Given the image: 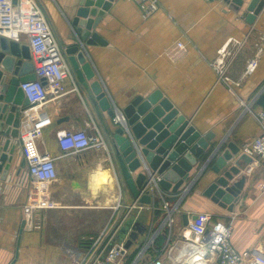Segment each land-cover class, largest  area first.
Returning <instances> with one entry per match:
<instances>
[{"label":"crops","instance_id":"crops-1","mask_svg":"<svg viewBox=\"0 0 264 264\" xmlns=\"http://www.w3.org/2000/svg\"><path fill=\"white\" fill-rule=\"evenodd\" d=\"M37 1L70 71L64 93L49 95L42 105L51 124L36 142L39 153L53 159L57 176L49 183L31 179L21 142L16 145L8 173L0 182V264H76L87 244L103 231L122 223L116 242L126 243L137 222L145 232L118 262L128 264L140 244L162 225L164 202L174 210L175 239L178 232L186 233L183 214L189 222L204 212L230 226L231 244L237 251L264 253V189L260 187L264 160L247 155L251 162L229 182L244 178L229 211V206H220L205 193L217 177L211 171L214 160L204 168V162L198 161L176 193L147 188L151 201L140 203L121 174L114 141L120 125L112 120L137 97L145 99L159 91L201 135H213L209 145L232 143L243 153L260 133L254 114L264 110L255 103L264 88V7L250 25L244 16L250 0L238 13L222 0H154L157 10L146 19L141 18L137 2L114 0L90 31L104 44L86 45L71 25L79 0ZM14 43L29 49L24 35ZM176 43H182L185 51L173 60L169 52ZM76 44L81 45L79 52L93 73L89 80L82 72V80L77 77L70 61L75 55L65 53ZM220 51H224L222 58ZM251 59L257 66L246 73ZM220 61L222 71L217 67ZM93 83L100 85L113 115L98 106L90 89ZM24 128L22 118L20 133ZM74 131L98 135L103 146L63 153L57 135ZM141 171L130 173L131 178ZM163 248L165 243L150 252L144 263L164 259Z\"/></svg>","mask_w":264,"mask_h":264},{"label":"water","instance_id":"water-1","mask_svg":"<svg viewBox=\"0 0 264 264\" xmlns=\"http://www.w3.org/2000/svg\"><path fill=\"white\" fill-rule=\"evenodd\" d=\"M114 0H79L71 25L81 42L86 45L104 44L96 34L90 31L100 22L111 8ZM230 9L238 13L246 0H222ZM264 7L262 0H250L244 8L245 21L252 24ZM80 44L72 45L65 53L70 57L77 77L81 72L89 80L93 73L82 53ZM33 65L27 47H19L14 42L0 36V182L4 181L16 145L20 144V123L22 112L30 107L24 98L20 85L34 80ZM43 81V80H42ZM100 109L113 115L110 104L98 83L90 87ZM255 103L264 109V88L260 89ZM124 122L115 130L114 141L117 147L118 163L121 174L132 195L140 203L149 204L151 196L147 188L163 192L176 193L187 180L188 174L198 161L205 167L211 160V171L217 175L215 181L206 189V195L212 201L231 210L244 178L232 184L229 182L240 174L251 162V158L240 153L232 143L223 142L209 145L213 139L211 133L201 135L190 121L179 115L170 101L155 91L145 99L137 97L119 111ZM125 133L126 137H123ZM23 166V163H22ZM141 168L133 180L130 173ZM201 168V169H202ZM200 169V170H201ZM193 180V179H192ZM142 192H145L143 195ZM195 216L191 217L193 220ZM182 226L188 224V216H181ZM23 223H21V228ZM121 232L124 234L125 229ZM145 228L139 223L132 224L124 249L142 236ZM21 234V231L19 235Z\"/></svg>","mask_w":264,"mask_h":264},{"label":"built area","instance_id":"built-area-1","mask_svg":"<svg viewBox=\"0 0 264 264\" xmlns=\"http://www.w3.org/2000/svg\"><path fill=\"white\" fill-rule=\"evenodd\" d=\"M138 3L141 18L146 19L157 10L154 0H133ZM20 35L29 40L30 57L33 65L34 80L23 83L20 88L30 107L22 112L25 128L20 133L22 156L26 162L28 176L36 182L49 183L57 174L54 161L48 155H41L37 149V140L51 121L42 110L48 96H59L64 93V80L70 71L64 63L63 49L55 37L44 10L37 0H0V36L18 41ZM185 51L182 43H176L169 52L170 59H178ZM219 55L224 56V51ZM255 59L248 61L245 72L255 70ZM217 67L222 71L220 61ZM43 80V81H42ZM260 133L243 150L248 156L264 160V110L254 114ZM115 124L122 125L124 118L115 114ZM57 142L63 153H79L90 148L103 146L102 139L88 135L84 131L58 133ZM264 189V183L260 186ZM164 220L162 225L138 249L135 257L128 264H145L147 250L154 249L155 238L166 228L167 236L162 254L164 259H155L152 264H264V253L258 251H237L231 244L229 225L213 221L208 213H198L188 222L186 233L178 232L172 239L174 225L173 209L167 202L162 205ZM122 223L103 231L91 243L87 244L84 256L76 264H118L125 255L123 242H116ZM172 239V240H171ZM156 251V250H155ZM165 259L168 263H165Z\"/></svg>","mask_w":264,"mask_h":264},{"label":"rangeland","instance_id":"rangeland-1","mask_svg":"<svg viewBox=\"0 0 264 264\" xmlns=\"http://www.w3.org/2000/svg\"><path fill=\"white\" fill-rule=\"evenodd\" d=\"M161 232L158 234V236L155 238V241H154V244H153V250L150 249V250H147V252L145 253V257L150 255V252L154 251V250H159L161 249L162 245H164L165 243V239H166V236H167V230L166 228H162L160 230ZM175 237V234H174V231L172 232V238L174 239ZM172 240V239H171ZM147 241V239L145 240V242ZM144 244H140V248L143 247Z\"/></svg>","mask_w":264,"mask_h":264}]
</instances>
